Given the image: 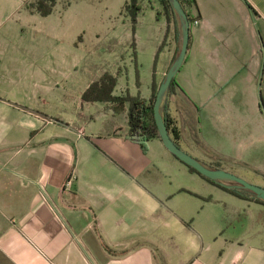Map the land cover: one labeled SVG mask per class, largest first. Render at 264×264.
Segmentation results:
<instances>
[{
    "label": "crops",
    "instance_id": "0c3cea01",
    "mask_svg": "<svg viewBox=\"0 0 264 264\" xmlns=\"http://www.w3.org/2000/svg\"><path fill=\"white\" fill-rule=\"evenodd\" d=\"M30 1L0 0V264H264V204L160 139L143 150L128 105L84 100L105 74L113 96L152 99L182 46L171 11L137 0L154 21L141 73L137 40L101 42L100 15L131 0H60L46 18ZM195 2L164 112L183 152L264 189V0Z\"/></svg>",
    "mask_w": 264,
    "mask_h": 264
},
{
    "label": "trees",
    "instance_id": "16d2710c",
    "mask_svg": "<svg viewBox=\"0 0 264 264\" xmlns=\"http://www.w3.org/2000/svg\"><path fill=\"white\" fill-rule=\"evenodd\" d=\"M68 0L66 5H69ZM161 4L169 9L171 13L177 18V15L173 11L168 0H159ZM184 12L187 14L189 18V22H192L190 18V10L196 7L195 0H178ZM60 2V0H31L26 4V10L32 14L39 15L42 18L49 17L53 14L55 7ZM147 8L143 5H139L137 0H131L130 4L127 5L124 9L125 13L131 18L132 24H138V17L144 13ZM178 19V18H177ZM199 19V16L197 17ZM117 85V80L111 75L105 74L99 83H96L91 86V88L86 92L84 96L85 101H100L102 103H110L113 104L114 110L116 112H120L124 109L126 105H128V122H129V134L133 141L139 143L143 150H146L148 142L153 139H160L157 131V127L154 121V103L157 95V88H154L153 97L150 101L143 100L140 96L131 97L128 94L121 97L113 96V91ZM175 81L172 82L169 94L172 93L174 88ZM163 119L169 131L171 138L174 143L178 145V141L180 139V132L177 127L173 124L172 120L168 115L165 114L163 108ZM186 166V165H185ZM192 173L197 174L202 179L207 182L213 183L206 178L202 177L198 174L194 169L186 166ZM212 169H219L220 166L209 167ZM232 195L241 198L247 199L249 197V193L245 191L238 190H230ZM259 203L264 204L260 200H256Z\"/></svg>",
    "mask_w": 264,
    "mask_h": 264
},
{
    "label": "water",
    "instance_id": "95a60500",
    "mask_svg": "<svg viewBox=\"0 0 264 264\" xmlns=\"http://www.w3.org/2000/svg\"><path fill=\"white\" fill-rule=\"evenodd\" d=\"M173 11L177 15V18L180 23V30L182 35V46L180 53L169 69L164 82L161 84L158 89L155 103H154V121L157 127L159 138L162 141L165 148L181 163L194 169L198 174L207 180L218 184L227 189H236L240 191H245L251 194L257 200H260L264 203V189L254 186L247 181L220 169L209 168L202 163H200L195 158L191 157L187 153L183 152L171 138L165 121L163 119V108L166 104L169 90L172 82L179 73L185 57L187 55L189 41H190V22L187 14L184 12L178 0H168Z\"/></svg>",
    "mask_w": 264,
    "mask_h": 264
},
{
    "label": "rangeland",
    "instance_id": "374dc122",
    "mask_svg": "<svg viewBox=\"0 0 264 264\" xmlns=\"http://www.w3.org/2000/svg\"><path fill=\"white\" fill-rule=\"evenodd\" d=\"M145 7L147 8V6ZM144 15V19L142 18L140 21L141 25H139V21L137 25H133L128 14L124 13V15H120L119 11H113L111 14L106 13L100 15L101 21L105 24L102 29L104 34L101 36L102 48L105 49L111 45V38H118V41L121 44L131 43L132 39L137 40L140 59L141 61L143 60V62H140L139 65L141 73H144L143 69L145 66L143 65H146V67L148 66V62L146 61V52L149 48L148 45L151 42V38L154 35V21L149 18L147 13ZM117 47L120 49L122 48L119 44ZM136 48L137 46L135 47L134 45V49ZM107 56H109V52L103 50V58ZM107 66H110V64Z\"/></svg>",
    "mask_w": 264,
    "mask_h": 264
},
{
    "label": "built area",
    "instance_id": "2783aa9c",
    "mask_svg": "<svg viewBox=\"0 0 264 264\" xmlns=\"http://www.w3.org/2000/svg\"><path fill=\"white\" fill-rule=\"evenodd\" d=\"M71 182H72L71 180H69V181L67 182L66 185H67L68 188L71 187Z\"/></svg>",
    "mask_w": 264,
    "mask_h": 264
}]
</instances>
